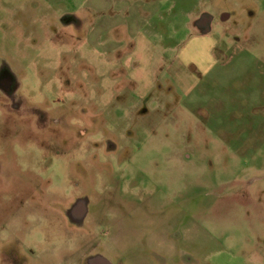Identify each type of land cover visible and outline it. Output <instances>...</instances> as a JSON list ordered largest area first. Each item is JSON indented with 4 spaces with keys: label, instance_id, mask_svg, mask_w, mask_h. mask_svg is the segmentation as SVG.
Wrapping results in <instances>:
<instances>
[{
    "label": "rangeland",
    "instance_id": "rangeland-1",
    "mask_svg": "<svg viewBox=\"0 0 264 264\" xmlns=\"http://www.w3.org/2000/svg\"><path fill=\"white\" fill-rule=\"evenodd\" d=\"M99 261L264 264V0H0V264Z\"/></svg>",
    "mask_w": 264,
    "mask_h": 264
},
{
    "label": "crops",
    "instance_id": "crops-1",
    "mask_svg": "<svg viewBox=\"0 0 264 264\" xmlns=\"http://www.w3.org/2000/svg\"><path fill=\"white\" fill-rule=\"evenodd\" d=\"M206 16L208 18H210V20L207 22V24L204 25V22L202 21V16H200V18L196 19V24L197 27L201 30V33H206L208 31H210V21H211V17L209 15L206 14ZM222 48L221 44H218V40L217 39H213L210 41L208 47L205 49V56L208 59V61L211 63V65H215L217 63L214 52L218 49L220 50ZM199 67V64H197ZM207 67L203 66L200 70L202 71V73H205L206 70L208 68H210L208 65H206ZM212 77V76H211ZM202 79H199L197 77V75H195V79L193 77H188L187 79H181V84H182V92H184L185 94H189L191 93L197 86L198 84L201 83Z\"/></svg>",
    "mask_w": 264,
    "mask_h": 264
},
{
    "label": "water",
    "instance_id": "water-1",
    "mask_svg": "<svg viewBox=\"0 0 264 264\" xmlns=\"http://www.w3.org/2000/svg\"><path fill=\"white\" fill-rule=\"evenodd\" d=\"M210 20L206 15L202 16V21L204 22V25L207 24V22Z\"/></svg>",
    "mask_w": 264,
    "mask_h": 264
},
{
    "label": "flooded vegetation",
    "instance_id": "flooded-vegetation-1",
    "mask_svg": "<svg viewBox=\"0 0 264 264\" xmlns=\"http://www.w3.org/2000/svg\"><path fill=\"white\" fill-rule=\"evenodd\" d=\"M81 209H82V207H79V208L76 210V212L79 213V212L81 211ZM97 264H106V263H104V262H102V261H99V262H97Z\"/></svg>",
    "mask_w": 264,
    "mask_h": 264
}]
</instances>
